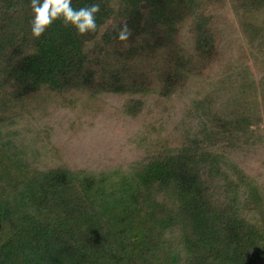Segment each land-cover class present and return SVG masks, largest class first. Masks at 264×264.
Here are the masks:
<instances>
[{"label":"trees","instance_id":"trees-1","mask_svg":"<svg viewBox=\"0 0 264 264\" xmlns=\"http://www.w3.org/2000/svg\"><path fill=\"white\" fill-rule=\"evenodd\" d=\"M93 3L0 0V264H264V0Z\"/></svg>","mask_w":264,"mask_h":264},{"label":"clouds","instance_id":"clouds-1","mask_svg":"<svg viewBox=\"0 0 264 264\" xmlns=\"http://www.w3.org/2000/svg\"><path fill=\"white\" fill-rule=\"evenodd\" d=\"M71 2L72 0H31L34 13L31 25L33 36L39 38L58 19H62L65 26L76 28L79 35L94 33L97 30L95 16L100 11V5L93 3L76 10ZM129 35L125 26L119 33V39L127 40Z\"/></svg>","mask_w":264,"mask_h":264}]
</instances>
